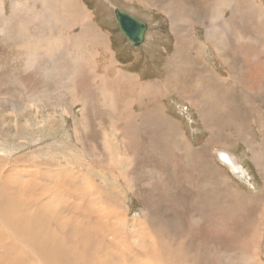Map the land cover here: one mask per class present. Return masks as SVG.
Masks as SVG:
<instances>
[{
	"label": "rangeland",
	"instance_id": "374dc122",
	"mask_svg": "<svg viewBox=\"0 0 264 264\" xmlns=\"http://www.w3.org/2000/svg\"><path fill=\"white\" fill-rule=\"evenodd\" d=\"M58 1L62 7L53 1L0 0V201L15 196L25 210L11 213L12 218L28 210L38 214L32 209L43 205L56 211L52 188L61 186L59 193L71 195L67 203L73 217L64 210L65 233L40 244L31 240L25 254L3 262L43 264L37 247L66 242L68 248L49 256L50 264H77L76 254L82 251L91 263L97 258L89 252L100 253L104 264L121 263L120 255L130 256L129 263L121 257L126 264H149L146 256L180 264L178 255L188 264H250L249 253L253 264H264V238H259L264 232V0H238V11L225 6L222 15L216 0ZM173 1L180 7L176 13L169 12ZM83 7L91 15L88 25L110 42L115 62L94 65L97 72L81 65L74 76L63 43L71 34L79 37L83 27L72 30L62 24L64 17L70 25L84 19L78 16ZM115 9L147 23L144 47L134 48L121 35ZM221 17L227 19L225 25L211 29ZM231 17L235 21L229 25ZM174 22L179 26L173 28ZM222 24L228 34L234 27L232 43ZM97 45L93 48L103 53L96 58L105 59V49ZM177 48L190 49L188 59L198 58V66L207 67L216 81L203 98L181 96L173 80L165 86ZM223 52L227 62L221 60ZM129 74L139 80L143 93L152 91L139 99L140 120L132 128L137 143L103 133L116 127L123 135L132 127L123 119L118 122L128 106L125 97L137 98L119 79ZM215 76L228 81L223 85ZM108 95L117 100V110L112 101L105 109ZM151 109L159 113L151 114ZM143 132L150 139H142ZM219 150L234 155L246 176H237L218 159ZM67 174L83 177L85 183L75 185ZM80 186L83 190H76ZM92 188L98 193L89 197ZM29 205L34 206L27 209ZM95 219L103 224L96 226ZM79 223L91 236L102 234L107 248L100 249L98 238L93 249L84 240L72 242V232L81 234ZM166 250L172 251L161 255Z\"/></svg>",
	"mask_w": 264,
	"mask_h": 264
},
{
	"label": "bare ground",
	"instance_id": "6f19581e",
	"mask_svg": "<svg viewBox=\"0 0 264 264\" xmlns=\"http://www.w3.org/2000/svg\"><path fill=\"white\" fill-rule=\"evenodd\" d=\"M41 1L45 4H48V3L53 1V2H56V4L58 5L56 7H62V5L60 4V2L58 0H41ZM72 2H74V1L72 0ZM216 2H217V11H218L219 15H222V13H223L222 8H224L225 6H227L232 11L237 10L236 6L238 4V0H216ZM168 7H169V12H173V13H176L175 10H178L180 8L179 4L175 3V1H173L170 4V6H168ZM83 10L78 12V16L80 15L84 19H77L74 22H72L71 25H64V23L62 24L63 27H65V28L71 27L72 30L75 26H82L83 27L82 32H81L82 35H79V37L77 36V38H73L72 34H71L69 36V38L66 40L67 42L63 43V49L67 50V57L71 60V62L73 64V72L72 73H74V76L75 75L79 76L80 72L78 73L77 70H78V68L79 69L81 68V65H84L86 68H88L90 72L91 71L97 72L98 67L94 66V65H98L99 67L101 66L99 64H95L94 62L92 64V62H91V58L94 61L93 55L95 57H97L103 53V52L102 53L98 52L97 47L93 48L94 44L96 46H98L97 41L100 45H102V48L105 49V60L109 63L115 62V56L113 57L114 53L112 52L111 47L109 45L110 42L108 43V41L105 39V37L102 36L103 33L95 25L94 26L88 25V23L91 22L88 19L89 16H91V15H88L90 13L84 7H83ZM232 14H234V13H232ZM69 17L74 18L75 16H69ZM193 17H194V14L189 15V18L191 20H194L195 22H197L198 19L197 18L194 19ZM67 19H68V17H67ZM215 21H216V19H215ZM226 21H227L226 18L221 17V19L218 22H215L212 27L214 28L220 22H223V24H224V23H226ZM234 21H235L234 17H231L230 19H228L229 25H231ZM227 24H226V29H227V26H229ZM233 28L230 31V33L233 32V30H234ZM220 29H221V27H220ZM147 32H148V25H147V31H146L145 39H144L145 44L148 40V37H147L148 33ZM65 44H67V46ZM69 44H71V45H69ZM145 44L142 47H144ZM134 48H140V47H134ZM90 51H91V53H90ZM91 54H93V55H91ZM100 60L104 61V57H100ZM97 61H98V59H97ZM139 94L142 97L144 93L139 92ZM131 96H133V95H129L128 97L124 96L125 100L128 102V106L125 109V112H126V114L132 115L129 118L133 119L134 122L136 123L139 113L137 111L132 110L133 109L132 108L133 100H131L132 99ZM110 97L111 96L105 97L106 102L108 99H110ZM115 102L117 103V100ZM122 111H124V110H122ZM129 118L125 119L126 123L130 122ZM162 120L164 121V119H162ZM165 121H166V119H165ZM261 127L264 128V120L261 124ZM216 154H217V158L220 159L226 166H228V168L233 173H235L237 176H239L241 178L243 176H246L247 172L238 163V161L236 160L234 155H232L230 152L225 151V150H219V151H216ZM66 176H67L66 178L69 179L72 183H75V185L77 184L76 181H78L80 184L85 183V180L83 177L81 179L80 176H76L75 174H67ZM63 178H64V176H63ZM47 179H48L47 181H49V178H47ZM87 187H88V185H87ZM75 188H76V190H78L79 188L82 189L81 186L78 188L77 187H75ZM60 189H61V186L52 188V190H55L54 191L55 196L52 195V197H55V198H52V200L56 203L55 206L58 207V210L56 209L57 212L53 211L52 209L43 205L39 209L36 207H34L32 209V210H39L38 214H36V211L29 213V210H28L25 212L24 215H22V216L20 215V217H18V218H12L10 216L11 213L16 214V213L20 212V214H21V212L23 210L18 202H14L15 196L12 199L9 197L11 199L9 201H7V200L0 201V215L3 219V221H0V262H1L0 264H5L3 262V259L4 258L6 259V257L10 258V257L25 254L26 251L28 250V247L30 245L31 240L40 244L44 239H47V238L53 236L55 233H59V232L65 233L67 231V226L65 224L64 210H66V212H68V216L73 217V213L69 209V206H68L69 203H67V201H69V199L71 198V195L66 193L67 197H64V195L59 193ZM1 191H3V190H1ZM61 192H62V189H61ZM0 193L2 194V192H0ZM6 193H9V192H6ZM97 193H95V191L92 188L90 194H88V195H89V197H90V195L92 197L94 194H97ZM23 195H25V194H22L21 196H23ZM79 196H77V197H79ZM89 197L87 196L83 200L86 202ZM33 206L34 205H29V207H27V209L31 208ZM23 211H25V210H23ZM61 211L63 214L61 213ZM69 219H72V218H69ZM86 219H91V218H86ZM95 221H96L95 222L96 226H101L103 224L102 219H95ZM71 222H73V221H70L69 223H71ZM80 225H81V228H80L81 234L75 235L76 232H72V234H71L72 242L76 243V242H80V241L84 240L87 243H89L86 246V248L89 247L90 249H93V248H95L94 243L97 242V241H95V239L98 238V239H100V241H102V242H100V241L97 242V243H99L100 249L102 247L107 248L108 244L102 240L103 239L102 234H99L97 237L93 236V235L91 236V234L88 233L89 228L87 226H83L82 224H80ZM61 226H64L65 228H61ZM56 227H59V230H56ZM106 227L108 229L109 226H106ZM105 228H104V230H105ZM2 232H4L5 234L2 235ZM2 238L4 241V245L1 244ZM263 238H264V234L262 235V237H260V239L263 240ZM52 246H55L56 248L53 250H49L48 247H52ZM64 247L68 248V244L66 242H60L57 246L54 244H48L45 248L42 246L37 247V252L39 254L40 261L43 264H50L49 259H48L49 256L52 253H56L57 249L64 248ZM170 251H172V250H166L161 255L167 254ZM82 252H85V251H82ZM82 252L76 254V256L79 257V260L76 261L77 264H84V263H87V264H104V259L100 255V253H98L96 251L89 252V253H91V255H94V257L97 258V262L91 263L90 261L85 260L84 254ZM158 253H161V252H158ZM122 256H125L127 258L126 263H129L128 259L130 256L120 255L118 262H121V263H119V264H126L121 259ZM247 256L250 259V264H253L254 258L252 256V254L249 253ZM125 257H123V258H125ZM156 257H159V256L157 255ZM145 258L149 264H165V262H166L165 260H164L165 262L161 261V260L156 262L155 260H157V259H154V258H151L148 256H146ZM178 258L182 259L181 261H179L180 264H188L186 261V258L183 257V255H178ZM178 258H177V260H178ZM28 259H29L28 257H24L23 259H21V262L26 263ZM149 259H150V261H149ZM221 259H222V257H221ZM131 263L136 264V261H132ZM243 263L245 264L244 260H243ZM190 264H192V263H190Z\"/></svg>",
	"mask_w": 264,
	"mask_h": 264
},
{
	"label": "crops",
	"instance_id": "0c3cea01",
	"mask_svg": "<svg viewBox=\"0 0 264 264\" xmlns=\"http://www.w3.org/2000/svg\"><path fill=\"white\" fill-rule=\"evenodd\" d=\"M79 18H80V15H79ZM63 23H64V25H70L67 17H64ZM177 23L178 22H174L173 25L175 26ZM177 26H179V24H177L173 28H176ZM222 27H223L222 28L223 35H225L224 37L228 40V42L230 41L229 43H232V39L229 36V34L226 32V30L224 28V25H222ZM210 28L211 29H217L218 27L215 26L214 28L213 27H210ZM81 32H82V30H81ZM47 34L48 35H54V33H51V31H49ZM80 35H82V34H80ZM176 42H177V44H179L178 43V40H177V36H176ZM188 51H190V49H183V48H177L176 49V53L172 57L173 61L170 63V66H169V67H174L175 66V69H174V72L173 73H170L169 78L167 80L168 82H166L165 86H169L170 85L169 81L173 80L175 82V84H176V87H174V89L181 96H183V97L186 98V96L184 94H181V93H185L187 95V98L189 96H191L192 98H197V97L198 98H203L204 97V94L209 89L214 90L212 87H215L214 85H216V81L214 83V78H211L210 73H208L206 71L207 67H204V65L202 66V68L200 67L202 64H200V63L197 62L198 58H196V59H188L190 57ZM222 57L223 58L221 60H223V62L224 61L227 62V60L224 59L226 57V53L225 52L222 53ZM174 61L176 62L175 65H174ZM95 63L96 64L104 65L105 63H107V61L105 59H104V61H102L100 59L97 61V58L95 57ZM184 63H186V64H184ZM187 63H189V65ZM199 64H200V66H198ZM196 66H198V68H196ZM196 69L200 71V74L196 73ZM205 73H206V75H204ZM71 74H74V73H71ZM216 74H218V70H217ZM129 75H131V76H129ZM129 75L126 76V77H119V79L122 80V81L124 80V82L126 83L125 91L126 90H130L138 98L140 96L139 92H142L141 91V85H139V80L135 78L136 77L135 75H132V74H129ZM200 77L203 80L201 82H199V84L198 83H194L195 82V79L196 78H200ZM215 78H217L218 80H221V83L223 85H225L226 84L225 82L228 81L227 79L222 78L220 76H218V77L215 76ZM231 83L235 84L236 82L234 81V82H231ZM222 84H220L219 86L217 85V86L219 88H222ZM204 91H206V92H204ZM151 92L152 91H146L144 94H149V96H150V93ZM129 95H131V94H129ZM137 98H134L133 99V102H132V108L133 109L132 110L138 112L137 106L140 104V100H141L142 97L140 96L138 99ZM248 99L250 100V97L249 96H248ZM108 100L113 102L114 108L117 110L118 107H117L116 102H115L116 99L114 97H112V98L110 97V99H108ZM108 100L106 102V99L104 98V104H105L104 107H105L106 110H108V102H109ZM190 101H191V104L193 106H194V104H196L192 99H190ZM140 106H141V104H140ZM157 108H160V106H158ZM157 108H155V109H157ZM155 109H151L150 110V113L151 114H157V113H159V111L157 113L153 112ZM222 113H225L226 114V110L223 109ZM200 114H202V112H200ZM130 116H132V115L126 114L125 111H122L121 116L118 117V122H119V120H121V119L125 120L126 118H129ZM201 118H202V120H204L202 115H201ZM139 120H140V117H139V119L137 118V122L136 123H138ZM128 123L132 127H131V129H129L123 135H120L119 134V131L117 130L116 127L113 129V131H111V134L110 133H107L105 131L103 133H105L106 135H108L110 138H111V135H112L115 140H117V139L119 140V138L121 137L122 141H125V139H126V141H130L131 140L132 143H137V141H136V132H133L132 131V128L135 127L136 123L134 122L133 119H130V122H128ZM152 136H154V135H152ZM141 137H142V139H146V138L147 139H150L151 135L148 134V133H146V132H143L141 134ZM184 138H185V140H187V138H186L185 135H184ZM185 144H186V142H185ZM185 147L187 148V146H185ZM163 161H165V158L163 159ZM263 234H264V232L261 233V235L259 236V238L262 237Z\"/></svg>",
	"mask_w": 264,
	"mask_h": 264
},
{
	"label": "water",
	"instance_id": "95a60500",
	"mask_svg": "<svg viewBox=\"0 0 264 264\" xmlns=\"http://www.w3.org/2000/svg\"><path fill=\"white\" fill-rule=\"evenodd\" d=\"M117 28L125 40L133 47H140L144 43L147 23L132 14L115 9Z\"/></svg>",
	"mask_w": 264,
	"mask_h": 264
}]
</instances>
